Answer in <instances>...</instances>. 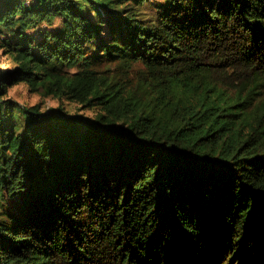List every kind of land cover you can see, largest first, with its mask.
Masks as SVG:
<instances>
[{"label":"trees","instance_id":"trees-1","mask_svg":"<svg viewBox=\"0 0 264 264\" xmlns=\"http://www.w3.org/2000/svg\"><path fill=\"white\" fill-rule=\"evenodd\" d=\"M0 50V264H264V0H0Z\"/></svg>","mask_w":264,"mask_h":264},{"label":"rangeland","instance_id":"rangeland-1","mask_svg":"<svg viewBox=\"0 0 264 264\" xmlns=\"http://www.w3.org/2000/svg\"><path fill=\"white\" fill-rule=\"evenodd\" d=\"M145 9L149 10L148 7H145ZM10 60L2 55V52L0 50V67L8 69L11 66H9ZM106 67V66H102ZM8 97L12 98L16 102H18L22 106H34L39 105L41 110H48L50 108H54L59 106V102L52 97H45L41 94V92L33 91L28 85L21 83L15 86H12L9 89ZM65 109L73 115H84L88 117H94L95 116V110H82L81 106L65 101L63 103Z\"/></svg>","mask_w":264,"mask_h":264}]
</instances>
